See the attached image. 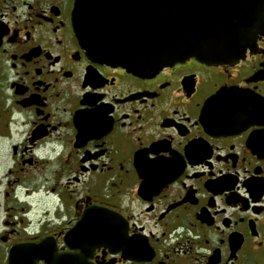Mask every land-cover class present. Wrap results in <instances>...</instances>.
Here are the masks:
<instances>
[{"label": "flooded vegetation", "instance_id": "af4514ba", "mask_svg": "<svg viewBox=\"0 0 264 264\" xmlns=\"http://www.w3.org/2000/svg\"><path fill=\"white\" fill-rule=\"evenodd\" d=\"M75 4L0 0V264L46 237L23 264H264V33L142 73L87 51Z\"/></svg>", "mask_w": 264, "mask_h": 264}, {"label": "water", "instance_id": "95a60500", "mask_svg": "<svg viewBox=\"0 0 264 264\" xmlns=\"http://www.w3.org/2000/svg\"><path fill=\"white\" fill-rule=\"evenodd\" d=\"M72 13L75 34L95 59L142 73L191 56L232 62L264 33V0H76ZM56 252L49 237L17 243L8 263Z\"/></svg>", "mask_w": 264, "mask_h": 264}, {"label": "rangeland", "instance_id": "374dc122", "mask_svg": "<svg viewBox=\"0 0 264 264\" xmlns=\"http://www.w3.org/2000/svg\"><path fill=\"white\" fill-rule=\"evenodd\" d=\"M2 169L3 168H1V170H0V173L2 172ZM3 178V176L2 175H0V191H1V189H2V182H4V179H2ZM0 200H1V197H0ZM0 204H1V201H0ZM5 207V205L4 204H1V207H0V209L1 208H4ZM19 209V208H18ZM13 213L14 212V209L13 210H9V211H7V214H6V216H8V213ZM3 215H4V213L0 210V222H1V220H2V218H3Z\"/></svg>", "mask_w": 264, "mask_h": 264}]
</instances>
